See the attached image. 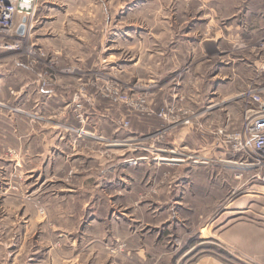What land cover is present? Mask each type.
<instances>
[{
    "label": "rangeland",
    "instance_id": "1",
    "mask_svg": "<svg viewBox=\"0 0 264 264\" xmlns=\"http://www.w3.org/2000/svg\"><path fill=\"white\" fill-rule=\"evenodd\" d=\"M39 11L53 22L38 27ZM88 26L115 40L93 48ZM8 42L0 264H264L256 171L225 167L217 147L209 164L158 160L155 149L205 153L227 111L238 128L248 91L264 95V0H36ZM97 106L136 139L110 151L78 136Z\"/></svg>",
    "mask_w": 264,
    "mask_h": 264
},
{
    "label": "built area",
    "instance_id": "2",
    "mask_svg": "<svg viewBox=\"0 0 264 264\" xmlns=\"http://www.w3.org/2000/svg\"><path fill=\"white\" fill-rule=\"evenodd\" d=\"M36 0H0V49L15 45L8 42L22 37L27 31L28 18ZM22 26V32L19 31ZM245 95L246 92H243ZM249 105L244 109L238 128L218 127L215 144L220 154L218 161L225 167H247L255 170L264 180V95L248 91ZM180 120H175L174 124ZM212 148L205 153L193 149V164H209L213 160ZM227 153L237 158H226ZM132 159V158H130Z\"/></svg>",
    "mask_w": 264,
    "mask_h": 264
},
{
    "label": "crops",
    "instance_id": "3",
    "mask_svg": "<svg viewBox=\"0 0 264 264\" xmlns=\"http://www.w3.org/2000/svg\"><path fill=\"white\" fill-rule=\"evenodd\" d=\"M56 14H50V11H47L46 13L43 12H38L37 13V24L38 27H42V24L44 26L45 23H48L49 25L53 22L51 20L52 17H55ZM52 26V25H51ZM87 33H92V34H97V36L99 37L97 44L93 45V48L98 47V46H103L105 44V41H113L115 39H109L105 34H107V27L106 28H100L97 26H88L87 29H85ZM88 35V34H87ZM87 36H79V41H83L86 42ZM89 40V39H88ZM81 41V42H82ZM108 44V43H107ZM111 44V43H110ZM110 44L108 45V48H110ZM105 46V45H104ZM107 47V46H105ZM44 94H46L48 96H50V92L48 90H43ZM240 94V93H239ZM239 94H234L235 97H239ZM212 99V98H211ZM210 101V100H209ZM43 102V101H41ZM64 103V100L63 102ZM68 104H62L61 108L62 109H66V106ZM215 103H213V101H210L209 104H207L204 107V112H208L211 113L214 111V107H215ZM68 110V109H66ZM67 113L70 112V110L66 111ZM73 115L74 113L71 112ZM203 113V112H202ZM64 119V120H63ZM86 119L87 122L85 124L82 125L83 128H81L79 130L78 136L82 137V138H86V137H90V138H94L97 142H105L104 144L106 146H108V149L110 151L113 150H117L118 148V143L117 140L119 138H121L122 140H129V139H136L135 136L132 135V133L130 132V134H124L121 131L118 130L117 127H113L112 124V118H111V110L109 107L105 106V107H93L91 108L87 115H86ZM62 123L66 124V119L65 116L63 115L62 117ZM222 122H217L216 124H214L215 128L217 127H223L226 129H232V120L229 117L228 111L227 114L224 116V118L221 120ZM55 127H59V123L54 124ZM61 126H63L61 124ZM209 143H207L205 145V148H212V150H214L215 147V141H208ZM209 145V147H208ZM126 148V146H124ZM226 158H237L236 154H232V153H227L225 155ZM205 168H207V172H209L210 176H229L230 171L228 169H222V168H217L216 170L210 169L206 166H204Z\"/></svg>",
    "mask_w": 264,
    "mask_h": 264
},
{
    "label": "bare ground",
    "instance_id": "4",
    "mask_svg": "<svg viewBox=\"0 0 264 264\" xmlns=\"http://www.w3.org/2000/svg\"><path fill=\"white\" fill-rule=\"evenodd\" d=\"M128 144V143H127ZM126 144V145H127ZM131 145V144H130ZM156 149V159L158 160H163V161H170V162H185L186 160H188L189 158H193L192 155H190L189 153H184V152H179L176 151V148H155ZM179 150V149H178ZM167 154H174L175 156H167ZM140 159L141 157H137V159ZM128 160H132V159H128Z\"/></svg>",
    "mask_w": 264,
    "mask_h": 264
},
{
    "label": "water",
    "instance_id": "5",
    "mask_svg": "<svg viewBox=\"0 0 264 264\" xmlns=\"http://www.w3.org/2000/svg\"><path fill=\"white\" fill-rule=\"evenodd\" d=\"M19 31H20V32L22 31V26H20Z\"/></svg>",
    "mask_w": 264,
    "mask_h": 264
}]
</instances>
